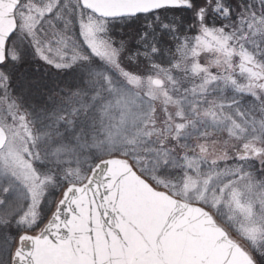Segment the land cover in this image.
<instances>
[{"label": "snow or ice", "instance_id": "6c2138e0", "mask_svg": "<svg viewBox=\"0 0 264 264\" xmlns=\"http://www.w3.org/2000/svg\"><path fill=\"white\" fill-rule=\"evenodd\" d=\"M0 264H264V0H0Z\"/></svg>", "mask_w": 264, "mask_h": 264}]
</instances>
